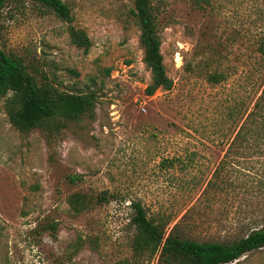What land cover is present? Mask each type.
I'll return each instance as SVG.
<instances>
[{"label":"rangeland","instance_id":"rangeland-1","mask_svg":"<svg viewBox=\"0 0 264 264\" xmlns=\"http://www.w3.org/2000/svg\"><path fill=\"white\" fill-rule=\"evenodd\" d=\"M62 1L71 22L33 0L0 15V48L38 83L95 95L92 114L29 132L0 96V264H164L132 249L133 200L194 239L262 226L264 138L253 124L229 144L264 89V0H149L172 80L152 95L133 1ZM229 264H264V248Z\"/></svg>","mask_w":264,"mask_h":264},{"label":"trees","instance_id":"trees-1","mask_svg":"<svg viewBox=\"0 0 264 264\" xmlns=\"http://www.w3.org/2000/svg\"><path fill=\"white\" fill-rule=\"evenodd\" d=\"M10 0H0V15L3 7ZM52 11L58 18L71 22L72 15L68 5L62 0H33ZM132 15L139 27V43L143 49V62L150 71V83L145 88L147 95L157 89L169 90L172 80L168 77L160 52V37L156 17L149 0H132ZM208 3V0H202ZM73 44L87 51L90 40L83 30L73 26L69 28ZM258 50L264 57V36L260 38ZM217 73L209 75L211 81L219 79ZM7 98L9 122L18 130L29 132L32 129H54L58 119L76 120L84 114H92L95 95L93 92L73 93L60 91L51 83H38L26 70L23 63L7 55L0 48V96ZM234 110L228 112L231 117ZM257 120V121H256ZM256 124L254 136L264 138V89H262L253 107L246 112L244 120L229 146L236 145V139L244 138L252 125ZM217 171V170H216ZM210 184V183H209ZM216 184V183H215ZM101 198L106 200L105 197ZM77 207L84 210V199L76 200ZM134 226L131 241L132 249L139 254L158 253L164 264H229L242 256L264 248V224L251 228L246 234L226 241L194 239L172 229L166 233V221L149 217L140 201L130 203Z\"/></svg>","mask_w":264,"mask_h":264}]
</instances>
